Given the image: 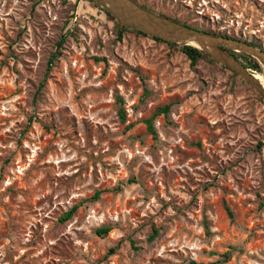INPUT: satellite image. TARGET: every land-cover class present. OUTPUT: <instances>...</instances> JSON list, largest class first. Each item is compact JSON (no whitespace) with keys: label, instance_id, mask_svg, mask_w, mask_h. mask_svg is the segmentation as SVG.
<instances>
[{"label":"rangeland","instance_id":"rangeland-1","mask_svg":"<svg viewBox=\"0 0 264 264\" xmlns=\"http://www.w3.org/2000/svg\"><path fill=\"white\" fill-rule=\"evenodd\" d=\"M134 1L264 50V0ZM117 24L0 0V264H264V98Z\"/></svg>","mask_w":264,"mask_h":264},{"label":"water","instance_id":"water-1","mask_svg":"<svg viewBox=\"0 0 264 264\" xmlns=\"http://www.w3.org/2000/svg\"><path fill=\"white\" fill-rule=\"evenodd\" d=\"M119 25L179 46H192L240 76L264 98V85L251 69L228 51L255 58L264 70V50L249 42L214 34L173 21L147 10L133 0H92Z\"/></svg>","mask_w":264,"mask_h":264},{"label":"trees","instance_id":"trees-1","mask_svg":"<svg viewBox=\"0 0 264 264\" xmlns=\"http://www.w3.org/2000/svg\"><path fill=\"white\" fill-rule=\"evenodd\" d=\"M87 1H89L91 4H93V6H94L95 8H97L98 10L104 12V13H105L108 17H110L112 20H115V19H114L112 16H110L107 12H105L104 10L98 8V7L93 3L92 0H87ZM143 8H145V7H143ZM145 9H147V8H145ZM147 10H149V9H147ZM150 11H151V10H150ZM152 12H153V11H152ZM153 13H155V12H153ZM155 14H156V13H155ZM171 20H172V19H171ZM173 21H175V20H173ZM176 22H177V21H176ZM183 24H184V25H188V26H190L189 24H186V23H183ZM117 25H118V27H119L122 31H134V30H132L131 28L123 27V26H121V25H119V24H117ZM195 28H196V27H195ZM198 29H199V28H198ZM201 30H202V29H201ZM205 31H206V30H205ZM135 32H136V31H135ZM209 32H211V31H209ZM137 33L140 34V35H143V36H147V35H145V34H143V33H141V32H137ZM212 33H214V34H218V35H222V36H226V37H231V38L239 39V38H237V37L229 36V35L224 34V33H215V32H212ZM120 37H121V35H120ZM149 37H150V36H149ZM151 38H152L153 40H155V41H160V42L167 43V42H165V41H163V40H160V39H157V38H153V37H151ZM239 40H242V39H239ZM242 41H244V40H242ZM61 43H63V41H62ZM249 43L252 44V45H254V46H256L257 48H260L259 46H257V45L254 44V43H251V42H249ZM167 44H169L170 46H176V45L171 44V43H167ZM181 48H182L183 52L187 55V57L191 60L192 65H195V64L197 63V61H198L200 58L204 57V56L210 57L208 54H206V53H204V52H202V51H200V50H198L197 48H194V47H192V46H182ZM260 49H261V48H260ZM262 50H263V49H262ZM228 52H230L233 56H235L238 60H240V62H241V59H244V60L246 61V63H243V62H242V63L246 66V68L251 69V70L256 71V72H259V73H262V72H263V69H262L261 65L259 64V62H258L255 58H253V57H251V56H249V55H247V54H243V53H237V52H233V51H228ZM210 58H211V57H210ZM54 59H55V56H53L52 61H53ZM212 59H213V58H212ZM169 112H170V106H165V107L159 108V109L157 110V112H156V115H160V114L168 115ZM119 116H120L122 122H125V121H126L127 114H126V112L124 111V109H120V111H119ZM146 124H147V131H148V133H150V134H152L154 137H156V136H157V131H156V129H155V127H154V124H153V118L147 120V121H146ZM97 195H99V192L97 193ZM75 211H76V208H73L71 211H69L67 214H65V216L61 219V221H68V220H70V219L72 218L73 214L75 213ZM229 214H230V216H232V213H231L230 210H229ZM109 232H110V228H101V229H98V230H97V234H98L99 236H101V237L106 236ZM157 233H158V231H157V230H154V236H152L151 239H154V238L156 237ZM222 257H223L222 260H218V261H215V262L199 263V262H196V261H192L191 264H225V263H228V262L231 260V253H230V252H226V253H224V254L222 255Z\"/></svg>","mask_w":264,"mask_h":264},{"label":"bare ground","instance_id":"bare-ground-1","mask_svg":"<svg viewBox=\"0 0 264 264\" xmlns=\"http://www.w3.org/2000/svg\"><path fill=\"white\" fill-rule=\"evenodd\" d=\"M253 73L258 78V80H260L262 84L264 85V75L257 73V72H253Z\"/></svg>","mask_w":264,"mask_h":264},{"label":"flooded vegetation","instance_id":"flooded-vegetation-1","mask_svg":"<svg viewBox=\"0 0 264 264\" xmlns=\"http://www.w3.org/2000/svg\"><path fill=\"white\" fill-rule=\"evenodd\" d=\"M134 1V0H133ZM135 3H137L136 1H134ZM138 5H140L141 7H144L142 4H139V3H137Z\"/></svg>","mask_w":264,"mask_h":264}]
</instances>
